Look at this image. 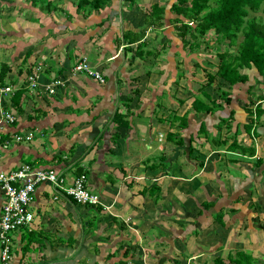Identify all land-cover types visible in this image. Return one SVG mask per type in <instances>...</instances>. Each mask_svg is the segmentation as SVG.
<instances>
[{
  "label": "crops",
  "instance_id": "obj_1",
  "mask_svg": "<svg viewBox=\"0 0 264 264\" xmlns=\"http://www.w3.org/2000/svg\"><path fill=\"white\" fill-rule=\"evenodd\" d=\"M21 1L0 2V52L15 50L0 61L11 67L4 85L13 89L0 107L16 117L3 119L11 142L0 146V171L53 167L70 184L82 168L101 203L38 184L28 206L34 220L11 232L6 264H213L236 250L264 253L258 69L245 67L248 79L232 87L219 76L208 84L228 42L210 30L199 48L185 45L182 16L169 15L174 1L110 0L92 11L78 0ZM148 2L166 6L162 21L147 15ZM83 58L104 82L75 71ZM56 79L62 85L51 92ZM30 132L31 140L13 138ZM5 201L0 184V213ZM1 250L0 241L5 264Z\"/></svg>",
  "mask_w": 264,
  "mask_h": 264
},
{
  "label": "trees",
  "instance_id": "obj_2",
  "mask_svg": "<svg viewBox=\"0 0 264 264\" xmlns=\"http://www.w3.org/2000/svg\"><path fill=\"white\" fill-rule=\"evenodd\" d=\"M31 1L38 5L45 0ZM125 1L133 5L137 0ZM109 2L110 0H78L77 6L79 10L90 8L89 11H92L105 8ZM50 3L45 1L47 5ZM170 11L182 16L177 21L181 23L179 29L185 45L199 48L204 41L200 39L210 30L216 33L218 44L228 42L229 49L217 53L218 66L215 73L207 72L208 84L217 76L226 80L230 87L244 82L248 75L243 73V69L253 65L264 76V0H175ZM165 13L166 6L157 2L151 6L147 15H155V22H159ZM151 23L149 21L147 26ZM205 42L207 48H210L209 42ZM10 69L9 64H0V84L4 85ZM228 93L222 90V94L226 95V102L230 101ZM233 254L235 256H228V260L217 257L213 264H251L252 256L244 250H236Z\"/></svg>",
  "mask_w": 264,
  "mask_h": 264
},
{
  "label": "built area",
  "instance_id": "obj_3",
  "mask_svg": "<svg viewBox=\"0 0 264 264\" xmlns=\"http://www.w3.org/2000/svg\"><path fill=\"white\" fill-rule=\"evenodd\" d=\"M43 64L39 63L35 69L29 74L28 80L30 87L34 88L38 85V74L42 70ZM75 71L87 72L94 76L100 82H104L102 73L94 70L87 58L81 59L75 66ZM62 85L61 79H56L48 87L54 92L56 87ZM13 89L9 85L0 84V95L12 92ZM0 146L7 147L11 140L3 136L2 124L3 119L6 122H14L15 114L0 107ZM34 133L27 135L15 134L14 140L17 142L31 140ZM50 182L56 191L71 197L74 201L82 205H99L101 198L99 195L92 193L87 187V175L85 173L77 174L70 184L67 178L60 170L48 167H34L29 163H25L12 171H0V184L6 195V201L3 210L0 213V241L2 245L1 260L8 263L11 258L12 238L11 232L20 227L30 225L34 220V213L29 210L28 206L33 199L36 186L42 182Z\"/></svg>",
  "mask_w": 264,
  "mask_h": 264
},
{
  "label": "rangeland",
  "instance_id": "obj_4",
  "mask_svg": "<svg viewBox=\"0 0 264 264\" xmlns=\"http://www.w3.org/2000/svg\"><path fill=\"white\" fill-rule=\"evenodd\" d=\"M8 1H10V2H8ZM12 1H16L18 4L17 5H22L24 2H22L21 0H0V2H8V3H11ZM171 1H175V0H161V2H162V4H170L171 3ZM150 2H151V0H150ZM150 2H148V3H143V7L145 8V9H149V7L151 6V4H150ZM1 4V3H0ZM49 5H51V6H55V4L53 3H50ZM5 8V7H4ZM1 9V8H0ZM2 11V10H1ZM143 11V10H142ZM142 11L141 10H139L137 13L138 14H141L142 13ZM169 15H176V14H172V13H170ZM11 18H13V17H11ZM213 37V36H212ZM4 38V36L3 35H1L0 34V51H4V48L3 47H1V45H2V42L4 43V41H6L5 39H3ZM210 40H211V38H210ZM10 41H12V40H10ZM15 51V50H14ZM14 51L12 50V51H5L6 52V56L5 55H3V53H1L0 52V61H1V59H7V58H11V55L14 53ZM156 144V143H155ZM262 254H259L258 255V257H256V255H253L252 253H250V252H248L251 256H252V260L250 261V263L251 264H264V253H263V249H262ZM10 260H11V258H10ZM10 260L8 261V262H10ZM2 262H4V261H2Z\"/></svg>",
  "mask_w": 264,
  "mask_h": 264
},
{
  "label": "water",
  "instance_id": "obj_5",
  "mask_svg": "<svg viewBox=\"0 0 264 264\" xmlns=\"http://www.w3.org/2000/svg\"><path fill=\"white\" fill-rule=\"evenodd\" d=\"M77 172H78V173H82V172H83V169H82V168H79V169L77 170Z\"/></svg>",
  "mask_w": 264,
  "mask_h": 264
},
{
  "label": "clouds",
  "instance_id": "obj_6",
  "mask_svg": "<svg viewBox=\"0 0 264 264\" xmlns=\"http://www.w3.org/2000/svg\"><path fill=\"white\" fill-rule=\"evenodd\" d=\"M82 173H84V172H82ZM78 174H80V173H78ZM86 174V173H85Z\"/></svg>",
  "mask_w": 264,
  "mask_h": 264
},
{
  "label": "bare ground",
  "instance_id": "obj_7",
  "mask_svg": "<svg viewBox=\"0 0 264 264\" xmlns=\"http://www.w3.org/2000/svg\"><path fill=\"white\" fill-rule=\"evenodd\" d=\"M21 228V227H20ZM19 229V228H18Z\"/></svg>",
  "mask_w": 264,
  "mask_h": 264
}]
</instances>
